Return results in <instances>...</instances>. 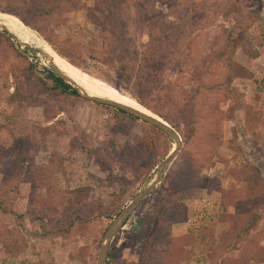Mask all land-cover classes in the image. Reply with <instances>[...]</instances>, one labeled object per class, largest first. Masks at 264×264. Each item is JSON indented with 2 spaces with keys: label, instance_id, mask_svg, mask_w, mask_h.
<instances>
[{
  "label": "rangeland",
  "instance_id": "obj_1",
  "mask_svg": "<svg viewBox=\"0 0 264 264\" xmlns=\"http://www.w3.org/2000/svg\"><path fill=\"white\" fill-rule=\"evenodd\" d=\"M228 4L66 0V9L46 17L40 10L52 8L47 0H0V14L20 23L16 16L23 18L33 41L50 40L52 49L69 56L81 71L174 122L181 140L191 135L166 174L186 157L201 156L203 185L177 195L186 207V221L172 224L160 217L168 198L159 189L165 174L115 235L105 264H229L264 246V205L261 222L235 250L220 240L226 230L220 217L233 212L220 190L242 193L246 185L233 174L245 167L264 178V0H250L238 15L223 14ZM232 20L237 26L228 40ZM10 41L0 51V150L18 155L6 157L0 171L15 170L18 193L10 214L0 213V228L11 233L0 241V264H96L112 219L168 156L161 157L162 136L142 121L120 122L76 93L40 92L35 78L48 75L47 60L30 52L34 44L29 42L26 51ZM233 44L238 48L231 54ZM218 53L243 67L245 77L213 59ZM20 75L23 94L13 96ZM189 96L195 106L190 128L184 120ZM44 112L55 119L46 121ZM146 136L157 149L143 156L139 141ZM2 186L0 173V192ZM113 211L117 214L109 221ZM65 221H73L70 233H56ZM186 235L190 240L180 241ZM12 242L24 247L16 256L4 251V243L11 250Z\"/></svg>",
  "mask_w": 264,
  "mask_h": 264
},
{
  "label": "trees",
  "instance_id": "obj_2",
  "mask_svg": "<svg viewBox=\"0 0 264 264\" xmlns=\"http://www.w3.org/2000/svg\"><path fill=\"white\" fill-rule=\"evenodd\" d=\"M157 1V0H154ZM47 5L52 8H43L40 10V14L42 16H52L53 13L58 8H65L66 9V0H47ZM250 5V0H229L228 4V11H225L223 14H236L242 13V10H244L245 7ZM17 19L21 21V23L25 26H28L29 24L23 20V18H20L16 16ZM99 18H92L93 23L97 24ZM148 22L147 20L144 22ZM242 21H239L240 24ZM231 27L232 29L228 30V40L231 39L233 34V29L236 28L237 25H235V21H231ZM126 27V26H125ZM148 27V26H147ZM126 30V29H124ZM123 31V29H122ZM151 31V30H150ZM124 32V31H123ZM150 33L149 35H151ZM49 46L53 48V44L50 42V40H46ZM10 37L5 35V33H0V51H3V45L9 44L10 45ZM3 44V45H2ZM7 45V46H9ZM238 44H233L231 46L230 52L231 54L237 50ZM6 48V47H5ZM30 50L27 48L26 51ZM54 51L59 54L63 59L73 64V62L69 59L70 57L65 55L64 53L57 52L55 49ZM32 53H36L35 51L30 50ZM15 53L23 60L25 59V56L23 52L16 50ZM223 53H218L213 59H217L221 62H224L227 66L228 71H234L237 70V77H245V69L243 67L237 66L232 63L231 57L229 56L224 60L222 57ZM26 60V59H25ZM129 64H132V62H129ZM19 65L15 66L18 67ZM30 67V66H28ZM48 75L44 78L37 77L35 78L37 87L40 89V92H44L46 94L51 95H61V96H72V94L75 95V90H73L68 84L64 83L61 79H59L51 69L47 70ZM22 76L20 75V80L16 82L15 87V93L13 96H21L23 94V87H22ZM117 90V89H116ZM122 95V94H121ZM123 96V95H122ZM21 98V97H20ZM138 103H140L142 106L141 100L139 98H135ZM40 100V101H39ZM13 101V100H10ZM35 101H39V105L43 106V101L39 98H35ZM97 107L103 108L106 110H109L113 114V116L120 122L127 121L129 123L137 121L136 118L133 116L112 108L108 107L102 104L94 103ZM146 107V106H145ZM16 111V110H15ZM44 111H46L44 107ZM46 112H44V118L46 121H50L49 119H55L54 117H49L45 115ZM186 115H185V123L188 126V128L193 127L195 125V106L192 102V97L189 96L187 102H186ZM159 115V114H158ZM52 116V115H51ZM167 124H169L173 129L177 130L176 125L171 120L159 115ZM156 129V128H155ZM160 131V130H159ZM161 138L163 139V144L165 145L163 148V151L161 152V157L165 158L169 152H170V144L172 143L170 141L169 136H167L165 133L161 132ZM191 135H186L183 137V142H187ZM139 149L141 154L144 156L148 152L152 154H155V141L149 136L144 137L142 140L139 141ZM13 153L12 151H6V150H0V163L7 157L8 159L11 158ZM18 155V153H16ZM201 159V156H199ZM199 159V160H200ZM197 158L193 157H186L182 161V163L179 165H175L171 167L169 172L164 177V182L161 184L160 188L161 190H164L168 196V198L165 200V207L164 211L161 213L162 219L165 217L169 219V222L172 224L177 223H183L187 219V210L186 207L177 201V195L179 193H182L185 190L194 188V187H201L203 183L200 180V173L203 169L202 163H200ZM15 163V162H14ZM203 166V167H202ZM153 168H148L146 170V173L143 175H148ZM15 171V170H14ZM14 171H11L10 169L2 168L0 173L2 175V190L0 192V213L4 215L10 214L9 206L14 199L15 195L18 193L17 186L14 184V180L12 178V175ZM11 178V179H10ZM233 178L241 183H244L246 185V188L242 193H238L235 189L229 188V189H223L220 190V194L223 196V201L227 206L232 207L233 212L232 213H224L221 215L219 222L224 225L226 230H224L223 234L220 237V240L225 243L227 248L232 251L237 248L238 243L242 241L243 238L247 237L249 233L254 230L258 224L262 220V214L260 213L261 207L264 205V178L261 176V174L257 173L256 171L252 170L251 168H243L238 171H234ZM14 184V185H13ZM31 202V200H30ZM163 207V205H160V208ZM135 212V211H134ZM133 212V213H134ZM113 214L111 216H108L109 221L117 214V211H113ZM132 217V215H131ZM131 217L128 219V221L131 219ZM73 221L69 222H63L60 224V228H57L56 233L66 235L70 233L71 227H72ZM5 234H11L9 231H6L4 228H0V241L3 237L7 236ZM140 233H137L136 235H139ZM134 235V234H132ZM9 236V235H8ZM12 238V237H11ZM11 238H8L10 241ZM188 239L190 240V236L186 235L184 238H181L180 241ZM2 243V242H0ZM12 249L10 250L7 248V245L4 243V251L8 254H11L12 256H16L19 253H21L24 249V247L17 246L16 242H12ZM229 251V252H230ZM112 251L109 250L108 252V258H111ZM227 261V260H226ZM221 263V262H220ZM219 261L215 262V264H220ZM223 263L224 260H223ZM157 264H160L158 262ZM229 264H264V246L254 249V253L252 255H246L243 257H240L239 259L232 260Z\"/></svg>",
  "mask_w": 264,
  "mask_h": 264
},
{
  "label": "water",
  "instance_id": "obj_3",
  "mask_svg": "<svg viewBox=\"0 0 264 264\" xmlns=\"http://www.w3.org/2000/svg\"><path fill=\"white\" fill-rule=\"evenodd\" d=\"M0 31L4 32L7 36H9L12 40L16 42L20 47L27 48L26 44H23L18 40L16 35L11 31V28L6 26L2 20H0ZM40 40V39H39ZM35 52L40 54L43 58H45L48 62V65L52 72L61 79L64 83L68 84L70 87L75 90V93L80 97L89 100L91 102L102 104L105 106H109L118 110H121L139 121H142L157 130L168 135L174 142V148L168 154V156L163 160L160 166L156 169L153 175L149 178V180L138 190V192L134 195L131 201L120 210V212L112 219L110 225L108 226L106 232L103 235V239L98 251L96 264H105L107 255H108V248L112 240L114 239L115 235L121 230V228L126 224L132 213L138 207L140 202L151 193V191L160 184L162 178L165 176L166 172L168 171L169 167L173 163V161L178 156L181 148H182V140L178 133L175 132L173 128L170 127L164 120L155 116L146 115L138 110L130 108L128 106H124L122 104L112 102L109 100H105L98 97L89 96L82 88L77 86L73 81H71L65 74H63L54 64V60L49 57L41 48L36 47Z\"/></svg>",
  "mask_w": 264,
  "mask_h": 264
},
{
  "label": "bare ground",
  "instance_id": "obj_4",
  "mask_svg": "<svg viewBox=\"0 0 264 264\" xmlns=\"http://www.w3.org/2000/svg\"><path fill=\"white\" fill-rule=\"evenodd\" d=\"M0 20H2L3 23L6 24V26L11 28V31L16 35L20 42L26 45L30 42L35 46L41 48L49 57L54 60L55 66L77 86L82 88L89 96L116 102L138 110L146 115L155 116L141 107L133 99L118 94L113 86L86 74L70 62L63 59L48 44L40 40L33 41V39L28 36V28L22 26V24L16 19L11 18L7 15L0 14Z\"/></svg>",
  "mask_w": 264,
  "mask_h": 264
}]
</instances>
